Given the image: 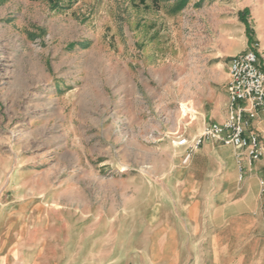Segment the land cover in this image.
Here are the masks:
<instances>
[{"label": "rangeland", "instance_id": "obj_1", "mask_svg": "<svg viewBox=\"0 0 264 264\" xmlns=\"http://www.w3.org/2000/svg\"><path fill=\"white\" fill-rule=\"evenodd\" d=\"M262 16L264 0H0V264L56 237L63 263L145 264L168 139Z\"/></svg>", "mask_w": 264, "mask_h": 264}, {"label": "crops", "instance_id": "obj_2", "mask_svg": "<svg viewBox=\"0 0 264 264\" xmlns=\"http://www.w3.org/2000/svg\"><path fill=\"white\" fill-rule=\"evenodd\" d=\"M257 32V40L264 47V16ZM233 55L227 59L228 73L218 88L209 90L197 104L193 120L183 127L185 136L194 137L207 124L227 118L229 64ZM245 105L247 131L256 132L264 141V110ZM165 154L164 169L159 177L161 185H157L156 178L146 193L147 199L150 196V201L153 200L151 211L155 214L160 211L157 215L160 218L153 221H162L161 232L152 239L160 244L153 246L143 262L264 264V154L252 160L249 149L207 140L185 163L186 149L174 146L171 138ZM26 230L27 223L22 224L17 232L18 241ZM52 240L42 241L40 255L24 257L20 263L73 264V261L68 262L67 255L63 263L64 257L57 255V237ZM133 262V258L122 259L117 255L99 258L94 264Z\"/></svg>", "mask_w": 264, "mask_h": 264}, {"label": "built area", "instance_id": "obj_3", "mask_svg": "<svg viewBox=\"0 0 264 264\" xmlns=\"http://www.w3.org/2000/svg\"><path fill=\"white\" fill-rule=\"evenodd\" d=\"M227 91L228 116L225 121L207 124L194 137L178 136L172 140L174 146L186 149L185 163L207 140L249 149L252 160L263 156L264 141L256 132L247 131L249 121L245 117V103L264 110V47L260 43L255 42L249 50L231 57Z\"/></svg>", "mask_w": 264, "mask_h": 264}]
</instances>
